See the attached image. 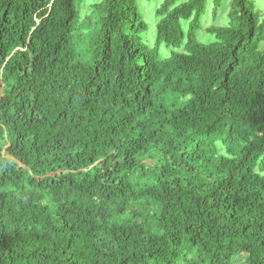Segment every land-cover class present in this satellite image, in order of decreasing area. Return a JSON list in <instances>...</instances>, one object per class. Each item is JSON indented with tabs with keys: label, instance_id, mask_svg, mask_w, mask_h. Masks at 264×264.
Wrapping results in <instances>:
<instances>
[{
	"label": "trees",
	"instance_id": "trees-1",
	"mask_svg": "<svg viewBox=\"0 0 264 264\" xmlns=\"http://www.w3.org/2000/svg\"><path fill=\"white\" fill-rule=\"evenodd\" d=\"M78 1L0 0V264H264V14Z\"/></svg>",
	"mask_w": 264,
	"mask_h": 264
},
{
	"label": "rangeland",
	"instance_id": "rangeland-1",
	"mask_svg": "<svg viewBox=\"0 0 264 264\" xmlns=\"http://www.w3.org/2000/svg\"><path fill=\"white\" fill-rule=\"evenodd\" d=\"M100 1L101 0H79L77 2L80 22L87 18V15L93 18L91 7L93 4ZM181 1L186 0H180V2ZM252 1L254 11L259 13L260 15L264 14V0ZM162 2L163 0H136L138 11L147 24L146 30L141 33V38L149 48L153 47L155 43L156 23L158 21V16L156 15L155 11ZM212 8L213 0H207L205 11L201 17V26L196 32L197 39L205 44L211 43L215 40L214 35L207 32L206 28L208 26L228 24L227 13L230 8V0H219V6L216 8L215 12H213ZM182 25L186 30L187 21H182ZM85 30V28H82L81 32H84ZM82 42L77 45L79 50L81 48H84V42ZM182 48V46L179 48H175L166 44H161L158 48V53L160 57H166L172 50L182 51Z\"/></svg>",
	"mask_w": 264,
	"mask_h": 264
}]
</instances>
